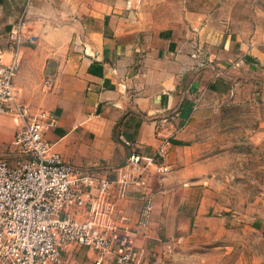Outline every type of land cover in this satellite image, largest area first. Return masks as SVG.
<instances>
[{
  "label": "crops",
  "instance_id": "obj_1",
  "mask_svg": "<svg viewBox=\"0 0 264 264\" xmlns=\"http://www.w3.org/2000/svg\"><path fill=\"white\" fill-rule=\"evenodd\" d=\"M242 5L247 16L235 15ZM14 30L24 39L14 83L27 117L46 114V137L65 161L115 179L132 153L152 155L171 140L162 159L171 171L149 172L117 201L120 233L145 251L143 264L187 263L186 248L188 264H264V254L257 262L238 252L264 246V213L253 202L233 218L224 212L223 151L198 137L230 107L264 104V0H0V47ZM27 117L0 118V157L16 161L14 122ZM247 137L264 141V117ZM62 256L98 258L77 244Z\"/></svg>",
  "mask_w": 264,
  "mask_h": 264
},
{
  "label": "built area",
  "instance_id": "obj_2",
  "mask_svg": "<svg viewBox=\"0 0 264 264\" xmlns=\"http://www.w3.org/2000/svg\"><path fill=\"white\" fill-rule=\"evenodd\" d=\"M19 30L7 47H0V118L24 119L28 113L14 77L21 64ZM45 113L27 117L13 138L16 161L0 157V264H62L70 244L93 249L95 264H143L146 253L120 233L115 218L117 201L133 185L142 187L149 172L171 171L162 159L171 140L163 138L152 155L132 153L111 179L96 170L65 161L46 137ZM116 193V196H114ZM153 205L147 200L142 221L147 224ZM85 211L86 218L73 213Z\"/></svg>",
  "mask_w": 264,
  "mask_h": 264
},
{
  "label": "rangeland",
  "instance_id": "obj_3",
  "mask_svg": "<svg viewBox=\"0 0 264 264\" xmlns=\"http://www.w3.org/2000/svg\"><path fill=\"white\" fill-rule=\"evenodd\" d=\"M190 1L200 4L201 1L207 0ZM208 1L213 5L217 0ZM219 1L232 2V0ZM233 10L235 15L241 17L247 16L249 11L248 7L243 5L234 7ZM170 12L176 13L177 9H170ZM232 111L240 113L239 117L232 118ZM263 117L264 104L261 103L230 107V113H226L225 120L214 119L205 126L210 131L212 130L210 135L202 134L198 136L202 140L201 142L213 145L209 149L210 153L223 151L221 156L225 165V185H223L224 196L221 197V202L226 208H229L224 209V212L231 214L232 218L238 212H242L249 202L255 203L258 208L257 213H264V141L252 144L248 142L249 138L247 137L249 128L262 127ZM252 244H256V247L251 246L249 248L247 246L238 249L239 255L244 260L255 261L257 259V262H260L261 256L264 254L263 243L262 241H256V243L251 242ZM186 249V253L183 255L185 258L180 257V259H186L187 263L180 262L179 264H188V248ZM224 264H232V258L227 259L225 257Z\"/></svg>",
  "mask_w": 264,
  "mask_h": 264
}]
</instances>
